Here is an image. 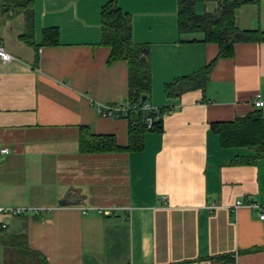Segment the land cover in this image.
Wrapping results in <instances>:
<instances>
[{
  "label": "crops",
  "instance_id": "0c3cea01",
  "mask_svg": "<svg viewBox=\"0 0 264 264\" xmlns=\"http://www.w3.org/2000/svg\"><path fill=\"white\" fill-rule=\"evenodd\" d=\"M5 1L0 44L13 58L0 60V149H8L0 207L27 211L0 213V264H212L223 254L264 264V228L247 206L264 205V157L239 162L251 151L222 148L210 129L254 111L257 95L264 116V41L236 43L232 57L218 58L203 32L178 31L177 0H115L147 50L146 104L165 110L162 130L146 132L141 151L88 154L81 126L120 148L128 142V120L116 111L125 107L128 66L108 62L102 42L100 9L110 0H31L10 11L22 14L17 24L5 21ZM218 1L196 2L195 11L213 13ZM29 12L30 40L22 38ZM234 15L239 29L264 30V0ZM48 29L53 44L43 42ZM214 60L202 88L166 93Z\"/></svg>",
  "mask_w": 264,
  "mask_h": 264
},
{
  "label": "trees",
  "instance_id": "16d2710c",
  "mask_svg": "<svg viewBox=\"0 0 264 264\" xmlns=\"http://www.w3.org/2000/svg\"><path fill=\"white\" fill-rule=\"evenodd\" d=\"M204 0H177V27L181 32L201 31L204 33L203 41L213 42L218 46V58L232 57L234 44L240 42L264 41V30L239 29L235 23V10L245 4H257L259 0H219L217 9L213 13L199 15L195 11L196 2ZM4 11L26 10L31 0H6ZM2 8V9H3ZM3 11V10H2ZM27 34L23 39H31L32 19L29 12ZM100 24L102 29V42L110 48L108 62L123 60L128 66V92L125 99L127 108L124 118L128 120L127 146H117L112 135H97L90 132L87 126L79 128L78 142L82 153H107L117 150L141 151L144 146L146 132L162 130V114L164 109L158 111H145L141 107V97L146 99L150 95V73L148 56L144 55L145 46L137 44L132 39V21L128 13L123 12L115 0L107 1L100 9ZM54 30L44 31V43L53 44ZM29 42V41H28ZM142 52V54H141ZM217 59V58H216ZM216 60L204 66L194 74L181 76L165 86L168 95L202 88L207 75ZM136 105V108H132ZM147 118H151L148 126ZM222 148H247L251 156L240 158L239 162L253 163L264 157V116L259 108L237 117L233 121H220L210 124ZM212 264H235L234 254H223L211 258Z\"/></svg>",
  "mask_w": 264,
  "mask_h": 264
},
{
  "label": "built area",
  "instance_id": "2783aa9c",
  "mask_svg": "<svg viewBox=\"0 0 264 264\" xmlns=\"http://www.w3.org/2000/svg\"><path fill=\"white\" fill-rule=\"evenodd\" d=\"M0 1H2V0H0ZM12 58L13 57L9 53H7L4 50L3 46L0 44V60L3 62H9L10 60H12ZM253 105L255 108H260L263 105V102H262V100H260L259 95H257L256 98L254 99ZM132 108H136V105H133ZM141 108L145 111H152V112L156 111L146 103H144ZM114 110L115 109L111 106H99V107H97V112L99 114L106 115V116L113 115ZM116 111H117V114L119 116H125L126 112H127V108L121 107V108L116 109ZM151 122H152V119L147 118L148 126L151 125ZM7 152H8V149H6V148L0 149V153H7ZM241 205H243L241 200H237L234 203L235 208H237ZM247 206L249 208H257L258 209V219L264 228V205L259 206L258 204L254 203V202H249V203H247ZM26 211H27V209L24 207H21V208H1L0 207V213L1 212H7V213L14 214V215H18V214L20 215V214L26 213ZM99 211H101V210H99ZM0 227L4 228V227H6V224H0Z\"/></svg>",
  "mask_w": 264,
  "mask_h": 264
},
{
  "label": "rangeland",
  "instance_id": "374dc122",
  "mask_svg": "<svg viewBox=\"0 0 264 264\" xmlns=\"http://www.w3.org/2000/svg\"><path fill=\"white\" fill-rule=\"evenodd\" d=\"M2 10H3V11H2V15L5 17V21L13 20V22L16 23V22H17L16 19H18V18H20V16H22V14H19V17L11 19L10 11H9V13H7V12L4 11V8H3ZM252 10H253V9H250V12H252ZM245 14L248 15V11H245ZM16 24H17V23H16ZM8 30H9V29H8ZM12 35H14V32H13V33L10 32L9 36L11 37Z\"/></svg>",
  "mask_w": 264,
  "mask_h": 264
},
{
  "label": "water",
  "instance_id": "95a60500",
  "mask_svg": "<svg viewBox=\"0 0 264 264\" xmlns=\"http://www.w3.org/2000/svg\"><path fill=\"white\" fill-rule=\"evenodd\" d=\"M143 52H144V53H143L144 55L147 54V50H146V49H145ZM141 54H142V52H141ZM145 100H146V97H145V96H142V97H141V102L144 103ZM68 202H69V201H67V203H68Z\"/></svg>",
  "mask_w": 264,
  "mask_h": 264
}]
</instances>
